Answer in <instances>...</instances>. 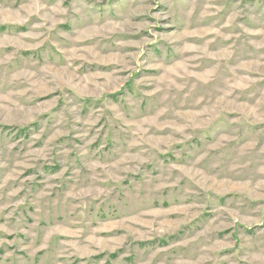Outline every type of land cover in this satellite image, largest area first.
Listing matches in <instances>:
<instances>
[{
  "label": "rangeland",
  "instance_id": "obj_1",
  "mask_svg": "<svg viewBox=\"0 0 264 264\" xmlns=\"http://www.w3.org/2000/svg\"><path fill=\"white\" fill-rule=\"evenodd\" d=\"M0 264H264V0H0Z\"/></svg>",
  "mask_w": 264,
  "mask_h": 264
}]
</instances>
